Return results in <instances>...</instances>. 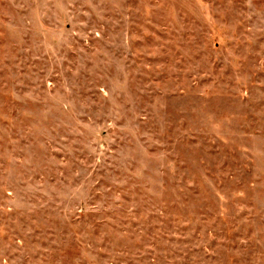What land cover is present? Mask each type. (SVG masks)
<instances>
[{"label": "rangeland", "instance_id": "obj_1", "mask_svg": "<svg viewBox=\"0 0 264 264\" xmlns=\"http://www.w3.org/2000/svg\"><path fill=\"white\" fill-rule=\"evenodd\" d=\"M0 264H264V0H0Z\"/></svg>", "mask_w": 264, "mask_h": 264}]
</instances>
